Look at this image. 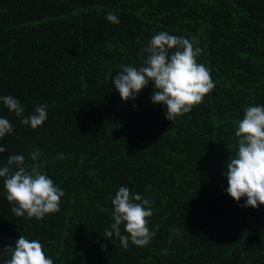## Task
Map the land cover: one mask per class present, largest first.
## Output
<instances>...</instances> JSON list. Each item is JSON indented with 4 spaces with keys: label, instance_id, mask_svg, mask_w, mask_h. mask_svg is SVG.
<instances>
[{
    "label": "trees",
    "instance_id": "1",
    "mask_svg": "<svg viewBox=\"0 0 264 264\" xmlns=\"http://www.w3.org/2000/svg\"><path fill=\"white\" fill-rule=\"evenodd\" d=\"M110 10L118 25L106 21ZM161 30L199 46L215 83L174 122L151 103V84L124 102L111 83ZM7 94L25 114L47 103L48 120L32 130L0 106L14 125L0 160L42 149L65 196L59 212L29 220L11 212L0 187V250L22 232L54 264H264V205L239 206L222 175L243 109L264 104V0H0ZM122 185L153 200L147 247L125 250L104 234Z\"/></svg>",
    "mask_w": 264,
    "mask_h": 264
},
{
    "label": "clouds",
    "instance_id": "2",
    "mask_svg": "<svg viewBox=\"0 0 264 264\" xmlns=\"http://www.w3.org/2000/svg\"><path fill=\"white\" fill-rule=\"evenodd\" d=\"M105 19L112 24L120 23L115 11H108ZM201 54L202 49L189 38L161 30L147 40L140 53V63L121 65L111 83L124 102L135 100L151 84V103L161 105L165 119L174 122L202 103L205 95L215 87L210 70L198 62ZM0 106L19 119L22 126L32 130L48 120L47 103L37 104L32 112L25 114L20 99L7 94L0 95ZM13 133V123L0 115V141ZM234 136L235 150L223 165L222 175L227 181L223 191L241 207L258 208L264 205V104H250L243 109ZM5 151V146L0 145V154ZM43 156L42 149L33 148L27 156L22 152H8L0 160V187L17 218L39 221L60 211L65 192L45 172ZM57 159H63V154ZM110 202L111 222L104 230L105 236L118 240L125 250L130 244L147 247L156 236V231L149 227L153 200L122 185L110 196ZM169 231L173 235L179 233L175 227ZM168 243H171V236ZM0 252L7 253L0 256V264H54L45 245L22 232L14 245L5 246ZM163 253L166 255L167 249Z\"/></svg>",
    "mask_w": 264,
    "mask_h": 264
}]
</instances>
